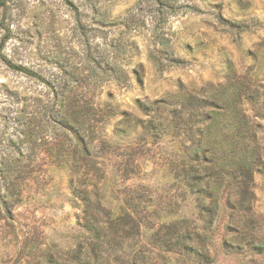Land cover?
<instances>
[{
    "label": "rangeland",
    "instance_id": "374dc122",
    "mask_svg": "<svg viewBox=\"0 0 264 264\" xmlns=\"http://www.w3.org/2000/svg\"><path fill=\"white\" fill-rule=\"evenodd\" d=\"M69 3L78 7L80 22L75 6ZM157 28L167 37L168 52L157 54L156 59L152 53ZM167 55L182 62L177 64ZM4 57L36 71L52 84L11 68ZM158 59L163 62L162 69L156 64ZM110 63L125 70L129 85L118 80ZM243 75L264 90V0H175L173 6L156 0H0V161L11 154L18 164L34 166L35 171L46 169L44 176L37 171L34 178L17 181L23 200L13 208L10 224L14 227L0 219V264H18V260L41 263L38 247L67 251L76 247L86 231L80 219L82 204L70 187L69 168L57 166L53 157L40 151L46 146L40 136L53 133L47 124V120L55 123L52 112L43 120L32 119L33 110L54 97L52 85L61 89L69 85L71 94L82 100L95 99L105 107L118 104L120 111H139V100L154 101L182 85L200 89ZM245 108L249 115L254 114L251 103ZM120 117L118 114L108 123L110 133ZM28 130L31 137L24 133ZM174 143L165 138L160 147L170 150L177 147ZM19 151L25 153L20 159ZM153 154L145 163L139 159L142 168L131 178L120 176L118 156L101 157L107 172L105 203L112 208L111 218L125 223L127 213L138 205L135 219L143 230L141 234L131 230L123 238L126 230L122 226L113 231L131 246L128 252L151 255L156 264H195L196 258L185 260L179 254L181 249L157 256L160 248L159 243H153L154 233H167L157 215L167 219L168 201L176 190L170 187L174 178L169 169L159 165ZM133 192L134 199L128 200ZM178 205L176 217L197 216L193 197L182 200L179 196ZM231 211L222 200L207 230L211 264H264V175L256 178V223L250 225L261 238L257 239L261 246L246 241L237 246L240 240L235 237L242 234V226H228Z\"/></svg>",
    "mask_w": 264,
    "mask_h": 264
},
{
    "label": "trees",
    "instance_id": "16d2710c",
    "mask_svg": "<svg viewBox=\"0 0 264 264\" xmlns=\"http://www.w3.org/2000/svg\"><path fill=\"white\" fill-rule=\"evenodd\" d=\"M174 1L156 0L163 6H173ZM73 8L80 22V11L77 6ZM154 42L152 56L157 59V54L168 52L163 30L157 28ZM167 58L177 64L182 62L174 55H167ZM4 59L11 68L52 84L51 80L25 65ZM156 64L159 69L163 68L161 60L158 59ZM110 65L118 72V80L129 85L125 70L119 65ZM138 80L142 82L141 74ZM52 88L54 97L36 112L33 110L32 119L39 117L43 120L47 112H52L55 123L47 120V124L53 133L40 136L46 145L40 151L53 157L57 166L65 164L69 168L70 187L82 204L80 219L86 231L76 247L67 251H54L51 246L38 247L42 262L36 264H156L151 255H142L141 251L128 252L131 246L122 239L131 230L137 229L139 234L143 232L135 219L138 205H133L132 213H127L129 219L125 223L121 220L115 223L110 216L112 208L105 203L108 199V185L104 182L107 172L101 159L111 158L110 155L120 158L117 169L122 178L139 174L142 168L139 159L145 163L151 153L174 178L170 187H175L176 191L163 215L167 219L162 220L163 217L157 215L167 232L164 236L154 233L153 243L155 246L159 243L160 248L158 257H166L181 249L179 254L185 260L196 258L195 264H211L206 233L222 200L232 209L228 226H242V234L235 237L240 240L237 246L245 241L253 247L261 246L257 245V239L261 238L250 228L256 223L253 212L256 178L264 175V90L261 91L260 83L243 75L222 84L208 83L200 89L182 85L154 101L139 100V111H120L118 104L105 107L92 98L82 100L71 94L69 85L64 89L55 85ZM246 103L253 106L252 116L245 108ZM118 114L121 117L115 122L114 133H110L107 125ZM24 133L31 137V130ZM47 135L50 137L45 138ZM165 138L175 142L177 147L162 149L161 142ZM19 155L20 159L25 153L19 151ZM14 159L15 156L8 154L0 161V219L8 226H13L10 220H14V206L23 200L22 188L17 181L34 178L37 171L40 176L46 175V169L39 167L35 171L34 166L18 164ZM127 189L134 191L132 187ZM134 194L130 198L127 196L128 200H133ZM188 195L197 201V216L176 217L174 214L180 210L178 197L184 200ZM120 226L126 230L122 238L113 231ZM29 252L34 251L30 249ZM18 264L24 263L18 260Z\"/></svg>",
    "mask_w": 264,
    "mask_h": 264
}]
</instances>
